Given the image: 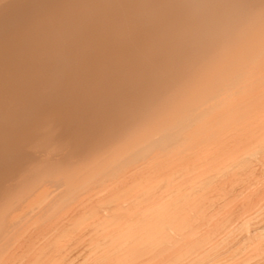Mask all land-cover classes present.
<instances>
[{"label": "bare ground", "instance_id": "bare-ground-1", "mask_svg": "<svg viewBox=\"0 0 264 264\" xmlns=\"http://www.w3.org/2000/svg\"><path fill=\"white\" fill-rule=\"evenodd\" d=\"M0 264H264V0H0Z\"/></svg>", "mask_w": 264, "mask_h": 264}]
</instances>
